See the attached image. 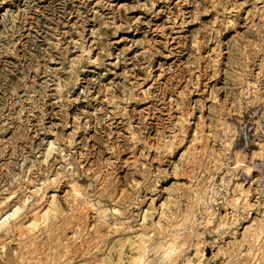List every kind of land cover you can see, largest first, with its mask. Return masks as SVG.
<instances>
[{"label": "rangeland", "instance_id": "374dc122", "mask_svg": "<svg viewBox=\"0 0 264 264\" xmlns=\"http://www.w3.org/2000/svg\"><path fill=\"white\" fill-rule=\"evenodd\" d=\"M263 62L264 0H0V264H264Z\"/></svg>", "mask_w": 264, "mask_h": 264}, {"label": "bare ground", "instance_id": "6f19581e", "mask_svg": "<svg viewBox=\"0 0 264 264\" xmlns=\"http://www.w3.org/2000/svg\"><path fill=\"white\" fill-rule=\"evenodd\" d=\"M264 63V62H263ZM261 156V155H260ZM87 228V227H86ZM72 230V229H71ZM71 235V234H70ZM184 237V236H183ZM88 241V240H87ZM180 241V240H179ZM73 247V246H72ZM74 250V249H73ZM92 262V261H91ZM99 263V262H98Z\"/></svg>", "mask_w": 264, "mask_h": 264}]
</instances>
